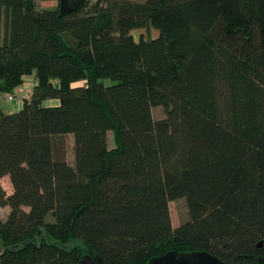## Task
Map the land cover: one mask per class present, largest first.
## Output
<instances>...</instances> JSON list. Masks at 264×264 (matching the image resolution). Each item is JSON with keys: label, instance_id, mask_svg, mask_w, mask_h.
<instances>
[{"label": "trees", "instance_id": "16d2710c", "mask_svg": "<svg viewBox=\"0 0 264 264\" xmlns=\"http://www.w3.org/2000/svg\"><path fill=\"white\" fill-rule=\"evenodd\" d=\"M29 75L0 110V264L264 257V0H0V94Z\"/></svg>", "mask_w": 264, "mask_h": 264}, {"label": "rangeland", "instance_id": "374dc122", "mask_svg": "<svg viewBox=\"0 0 264 264\" xmlns=\"http://www.w3.org/2000/svg\"><path fill=\"white\" fill-rule=\"evenodd\" d=\"M94 1V0H90ZM36 5L38 9H55L58 6V0H36ZM132 35L135 39L140 36L146 37H156L157 33L154 30L149 32L143 29H137L132 31ZM105 82H109L105 80ZM34 83V75L25 76L22 78V83L16 86L11 92H5L0 94V110L4 113L16 112L21 108L22 100L29 97V94L32 91ZM13 96V100L9 101L8 96ZM26 96V97H25ZM57 101L48 100L43 102L44 106L56 105ZM152 118L154 120H159L164 118L165 113L162 107L157 106L151 109ZM107 144L108 148L111 149L114 147L113 135L111 132L107 133ZM66 158L67 161L71 164L73 160L72 155V136H67L66 138ZM1 185L4 188L7 194L12 192V188L9 182L8 177L1 179ZM170 219L172 227H176L181 223L189 219L188 208L184 198H178L168 202ZM9 212L8 207H0V219H5Z\"/></svg>", "mask_w": 264, "mask_h": 264}, {"label": "water", "instance_id": "95a60500", "mask_svg": "<svg viewBox=\"0 0 264 264\" xmlns=\"http://www.w3.org/2000/svg\"><path fill=\"white\" fill-rule=\"evenodd\" d=\"M83 0H58L57 11L60 16L74 12ZM261 243L258 244L260 246ZM84 264H102L99 258H84ZM146 264H226L206 251L191 252L168 251L151 258ZM257 264H264V257L257 258Z\"/></svg>", "mask_w": 264, "mask_h": 264}, {"label": "built area", "instance_id": "2783aa9c", "mask_svg": "<svg viewBox=\"0 0 264 264\" xmlns=\"http://www.w3.org/2000/svg\"><path fill=\"white\" fill-rule=\"evenodd\" d=\"M25 97H26V96H25ZM27 98H28V96H27ZM8 100H9V101H12V100H13V96L9 95V96H8Z\"/></svg>", "mask_w": 264, "mask_h": 264}, {"label": "crops", "instance_id": "0c3cea01", "mask_svg": "<svg viewBox=\"0 0 264 264\" xmlns=\"http://www.w3.org/2000/svg\"><path fill=\"white\" fill-rule=\"evenodd\" d=\"M11 113V112H10Z\"/></svg>", "mask_w": 264, "mask_h": 264}]
</instances>
